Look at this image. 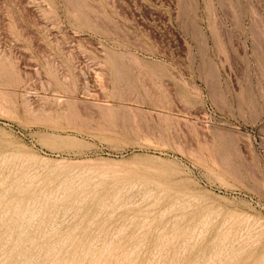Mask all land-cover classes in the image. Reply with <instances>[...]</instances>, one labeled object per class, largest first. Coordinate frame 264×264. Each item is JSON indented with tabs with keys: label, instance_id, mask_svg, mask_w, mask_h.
Masks as SVG:
<instances>
[{
	"label": "rangeland",
	"instance_id": "rangeland-1",
	"mask_svg": "<svg viewBox=\"0 0 264 264\" xmlns=\"http://www.w3.org/2000/svg\"><path fill=\"white\" fill-rule=\"evenodd\" d=\"M129 263L264 264V0H0V264Z\"/></svg>",
	"mask_w": 264,
	"mask_h": 264
},
{
	"label": "bare ground",
	"instance_id": "bare-ground-1",
	"mask_svg": "<svg viewBox=\"0 0 264 264\" xmlns=\"http://www.w3.org/2000/svg\"><path fill=\"white\" fill-rule=\"evenodd\" d=\"M128 171L131 174L139 176H148L151 174H160L166 171L164 163L157 157L151 155H145L136 160L129 166ZM72 172V171H71ZM61 184V183H60ZM157 201H151V204H155ZM173 206V205H172ZM112 217V215H111ZM113 218V217H112ZM121 230V229H120ZM47 234V233H46ZM199 234V233H198ZM112 239V238H111ZM109 242V241H108ZM109 244V243H108ZM137 246V244H135ZM109 246V245H108ZM163 246V245H162ZM163 248V247H162ZM161 248V249H162ZM162 251V250H161ZM162 254V252H161ZM132 255V254H131ZM163 257V256H162ZM31 261V260H30ZM130 264V263H129ZM133 264V263H132Z\"/></svg>",
	"mask_w": 264,
	"mask_h": 264
}]
</instances>
